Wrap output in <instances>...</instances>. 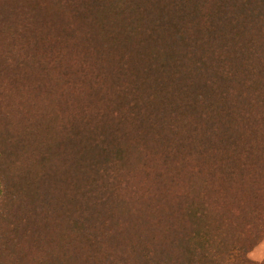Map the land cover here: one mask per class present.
<instances>
[{"label":"trees","instance_id":"16d2710c","mask_svg":"<svg viewBox=\"0 0 264 264\" xmlns=\"http://www.w3.org/2000/svg\"><path fill=\"white\" fill-rule=\"evenodd\" d=\"M264 0H0V264H264Z\"/></svg>","mask_w":264,"mask_h":264},{"label":"rangeland","instance_id":"374dc122","mask_svg":"<svg viewBox=\"0 0 264 264\" xmlns=\"http://www.w3.org/2000/svg\"><path fill=\"white\" fill-rule=\"evenodd\" d=\"M248 254L250 258L256 261L264 260V239Z\"/></svg>","mask_w":264,"mask_h":264}]
</instances>
